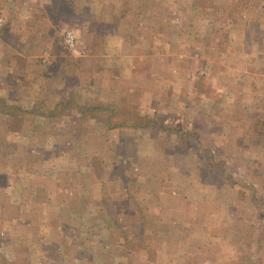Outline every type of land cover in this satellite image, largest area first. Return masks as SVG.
<instances>
[{
  "label": "rangeland",
  "instance_id": "obj_1",
  "mask_svg": "<svg viewBox=\"0 0 264 264\" xmlns=\"http://www.w3.org/2000/svg\"><path fill=\"white\" fill-rule=\"evenodd\" d=\"M58 2L35 70L0 77V211L26 225L0 264H264V62L254 100L231 75L264 0Z\"/></svg>",
  "mask_w": 264,
  "mask_h": 264
},
{
  "label": "crops",
  "instance_id": "obj_2",
  "mask_svg": "<svg viewBox=\"0 0 264 264\" xmlns=\"http://www.w3.org/2000/svg\"><path fill=\"white\" fill-rule=\"evenodd\" d=\"M55 4L59 7H55ZM59 8L61 7L58 0H0V15L4 19V25L0 30V77L4 71L7 72V78L13 74L15 68L17 72L16 64L19 62L26 63L27 61L28 68L31 71L35 70L31 64L35 57L43 51L40 42L45 43L47 40L44 32L57 28V12L54 10ZM259 10V12L246 10V14L256 16L254 21L259 20L257 27L258 24L263 22L261 20L264 18V12L261 14L262 11L261 9ZM47 38L50 39V37ZM242 43L244 46L236 48L239 51L237 54L243 60L238 61L237 71L231 70V75L232 78L237 77L236 83L238 85L241 86L239 81L243 82L240 92L250 93V98L254 100L255 95H262V92L258 93V91L253 89V86L255 85V76L260 78L259 75L262 70L260 65L262 61L264 62V57L262 52L257 51L252 40H241L240 44ZM24 46L26 48L38 46L39 49L35 54H27L26 51L28 49H23ZM238 73L241 75L239 76ZM8 91H5V95H7ZM228 91L238 92L236 91V87L234 88V85ZM235 100L234 103L237 102ZM13 213L15 214V212ZM20 225L23 226L22 230L25 233L26 225L24 224V220L19 222L15 215H10L9 217L7 212L0 211V244L4 245V247L8 246L6 250H17V246H20V243H16V239L13 237V234H16L18 229H20ZM2 248L0 250H4Z\"/></svg>",
  "mask_w": 264,
  "mask_h": 264
},
{
  "label": "trees",
  "instance_id": "obj_3",
  "mask_svg": "<svg viewBox=\"0 0 264 264\" xmlns=\"http://www.w3.org/2000/svg\"><path fill=\"white\" fill-rule=\"evenodd\" d=\"M13 71H14L15 77H16V73L17 72H16L15 69ZM13 75L14 74H12V76ZM12 76L8 77L9 80H10V82L8 81V85H12L13 84ZM14 82H16L14 84H17L16 80H14ZM16 88L17 87H15L14 89H16ZM7 102H8L7 98L2 97V96L0 97V117H2V115H3L4 117H10L11 118V117H13L16 114L17 111H21V110H16L15 108H13L14 106L8 104Z\"/></svg>",
  "mask_w": 264,
  "mask_h": 264
},
{
  "label": "built area",
  "instance_id": "obj_4",
  "mask_svg": "<svg viewBox=\"0 0 264 264\" xmlns=\"http://www.w3.org/2000/svg\"><path fill=\"white\" fill-rule=\"evenodd\" d=\"M4 25V19L0 15V30ZM65 46L70 52H75V44H74V38L71 34H66L65 39H64Z\"/></svg>",
  "mask_w": 264,
  "mask_h": 264
}]
</instances>
